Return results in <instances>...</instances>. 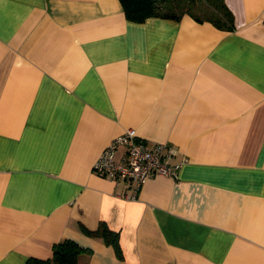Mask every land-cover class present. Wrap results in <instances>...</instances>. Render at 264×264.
Returning a JSON list of instances; mask_svg holds the SVG:
<instances>
[{
	"label": "crops",
	"instance_id": "1",
	"mask_svg": "<svg viewBox=\"0 0 264 264\" xmlns=\"http://www.w3.org/2000/svg\"><path fill=\"white\" fill-rule=\"evenodd\" d=\"M224 4L230 29L185 10L131 22L119 0H0V264L64 240L87 264H264V0ZM127 129L181 164L135 200L92 172Z\"/></svg>",
	"mask_w": 264,
	"mask_h": 264
},
{
	"label": "built area",
	"instance_id": "2",
	"mask_svg": "<svg viewBox=\"0 0 264 264\" xmlns=\"http://www.w3.org/2000/svg\"><path fill=\"white\" fill-rule=\"evenodd\" d=\"M122 149V155L116 154ZM177 151L167 143H148L134 129L112 139L92 165V172L112 181L128 183L130 193L122 197L135 200L142 185L155 177L177 179L180 163H173Z\"/></svg>",
	"mask_w": 264,
	"mask_h": 264
},
{
	"label": "trees",
	"instance_id": "3",
	"mask_svg": "<svg viewBox=\"0 0 264 264\" xmlns=\"http://www.w3.org/2000/svg\"><path fill=\"white\" fill-rule=\"evenodd\" d=\"M212 7L213 16L200 18L194 11L185 10L197 22L209 21L216 27L232 28V15L224 4V0H206ZM127 20L142 23L148 18L161 17L179 19L178 15L160 12L158 0H119ZM184 11V10H183ZM91 235L101 238L111 245L117 256H121L118 234L111 231L106 224L100 223ZM90 251L85 250L70 240H64L52 249V256L47 260L28 258L25 264H87Z\"/></svg>",
	"mask_w": 264,
	"mask_h": 264
},
{
	"label": "rangeland",
	"instance_id": "4",
	"mask_svg": "<svg viewBox=\"0 0 264 264\" xmlns=\"http://www.w3.org/2000/svg\"><path fill=\"white\" fill-rule=\"evenodd\" d=\"M160 12L175 14L183 10L194 11L200 18L213 16L212 7L206 0H158Z\"/></svg>",
	"mask_w": 264,
	"mask_h": 264
}]
</instances>
